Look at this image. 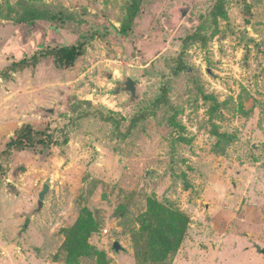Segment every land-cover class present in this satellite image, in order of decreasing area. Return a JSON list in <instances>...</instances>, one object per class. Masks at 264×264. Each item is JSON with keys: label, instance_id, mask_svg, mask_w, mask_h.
Returning <instances> with one entry per match:
<instances>
[{"label": "rangeland", "instance_id": "obj_1", "mask_svg": "<svg viewBox=\"0 0 264 264\" xmlns=\"http://www.w3.org/2000/svg\"><path fill=\"white\" fill-rule=\"evenodd\" d=\"M133 1L0 0V264H264V0H138L120 35ZM27 125L48 144L9 148ZM153 205L189 220L166 261Z\"/></svg>", "mask_w": 264, "mask_h": 264}, {"label": "trees", "instance_id": "obj_2", "mask_svg": "<svg viewBox=\"0 0 264 264\" xmlns=\"http://www.w3.org/2000/svg\"><path fill=\"white\" fill-rule=\"evenodd\" d=\"M246 8L249 9L250 7L247 6ZM224 9V4L222 2L218 6V11L223 13ZM138 13V0H134L128 11L127 21L123 24L122 29L119 31L120 35L128 36L130 34L135 25ZM249 13H251L250 10ZM84 47L85 43L79 42L77 45L53 49L48 53V55L54 56L55 62L59 69H69L75 67L79 58L84 55ZM39 60V55H34L32 59H22L19 62L13 63L10 68L14 71H23L25 69L36 68ZM157 102V104L161 103L160 100ZM36 136L41 137V139L39 138L36 141ZM47 138L48 137L45 135V133L38 131L36 132L30 125H27L23 127L22 131L8 143V147L22 151L33 149L34 147H37L38 144L46 146L48 144ZM152 212V222H150L149 227L145 229L148 234L152 256L157 261H166L168 256L173 253V251H175L181 244L185 236L189 220L185 219L177 226L176 221L185 218L179 213H172L168 209L157 205L152 206ZM169 218H172L173 221ZM29 221L30 220H27V223H29ZM155 223L156 225L153 227ZM26 228L27 226L24 227V230H26ZM95 231L96 223L92 215L87 209L83 210L77 225L70 232V237L73 238L72 240H68L65 250L78 258L81 255L87 254L90 249L88 240ZM177 233H179L180 236L178 241H176L174 238H171L172 235H176ZM73 241L75 242V246L74 248H71L70 246Z\"/></svg>", "mask_w": 264, "mask_h": 264}, {"label": "water", "instance_id": "obj_3", "mask_svg": "<svg viewBox=\"0 0 264 264\" xmlns=\"http://www.w3.org/2000/svg\"><path fill=\"white\" fill-rule=\"evenodd\" d=\"M127 87H128V90L133 95H136V86H135V82L134 81H132V80L128 81ZM49 191H50V187L47 185V186H45L44 191L40 194V203H39L40 209H42L44 207V201H45L46 196L49 193ZM114 250L117 253H120L123 250V247H122V245L119 242H115Z\"/></svg>", "mask_w": 264, "mask_h": 264}, {"label": "built area", "instance_id": "obj_4", "mask_svg": "<svg viewBox=\"0 0 264 264\" xmlns=\"http://www.w3.org/2000/svg\"><path fill=\"white\" fill-rule=\"evenodd\" d=\"M104 233H105L106 235H108V234H109V231H108V230H105Z\"/></svg>", "mask_w": 264, "mask_h": 264}]
</instances>
